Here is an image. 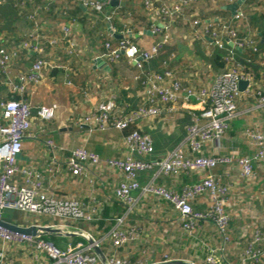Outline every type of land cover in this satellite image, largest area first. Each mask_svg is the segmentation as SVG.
<instances>
[{"label": "crops", "instance_id": "crops-1", "mask_svg": "<svg viewBox=\"0 0 264 264\" xmlns=\"http://www.w3.org/2000/svg\"><path fill=\"white\" fill-rule=\"evenodd\" d=\"M92 1L102 4V10L84 6L78 0L0 1V46L9 52H16L10 66L11 76L18 78L21 73L27 72L37 58L52 65L43 71L42 80L28 85L24 93L25 101L33 107L34 120L31 130L24 137L17 162L20 167L32 166L43 175L45 192L79 199L92 215L90 220L75 222L6 209L3 220L22 226L61 227L64 224L68 229L66 232L77 230L96 236L104 254L129 259L133 264H156L165 259L171 261L170 258L204 264L211 252L221 259L222 264H264V260L255 263L245 259L244 255L256 231L264 229V162L256 159H253L255 175L249 180L241 176L237 164L220 165L211 171L162 176L158 180L168 188L181 191L185 185L202 179L209 172L220 176L222 182L231 187L226 205L231 215L229 242H224L212 221L199 223L195 232L185 231L169 202L143 192L151 171L140 174L142 187L133 192L140 201L134 213L127 215L120 224L125 231L137 230L135 240L115 247L112 239L107 237L124 216L125 207L116 198L115 189L124 180L125 174L110 168L106 160L127 156L144 160L164 158L187 136L190 114L199 112L195 100L177 105L173 110H164L159 115L137 116L127 129L113 124L101 129L79 122L81 118L92 115L101 102L112 96L116 97L119 113V109L128 112L141 107L146 101V87L151 81L149 75H165L166 71H170L173 79L185 85L212 86L223 69L215 61L216 53L222 54L223 59L227 55L233 56L245 67V72L251 74L252 84L264 89V0H244L236 10L228 8L235 2L225 3L222 0H154L153 7L156 9L162 5H181V13L166 20L155 17L154 10H148L147 0H119L115 5L111 0ZM239 10L243 12L240 18L237 17ZM247 10L251 12L249 17L246 16ZM66 25H71L70 38L76 42V51L71 54L66 51L65 41L58 46H51L47 41L51 36H62ZM207 25L216 30L219 26H229L236 30L240 40L252 39L254 44L239 46L227 36L223 40L225 47L219 48L211 36L203 33ZM36 26L43 33L44 40L39 41L43 50L39 54H31L22 48V40ZM155 28H159L160 32H154ZM124 36H129L142 49H150L157 43L161 44V48L141 69L124 54L116 59L107 55L106 44L117 45ZM166 36L168 39H165ZM98 58L104 63L100 65ZM173 79L163 83L167 85ZM11 93L5 79L0 77V101L10 100ZM54 102L59 104L54 119L44 121L37 117L38 106ZM253 104L254 99L248 95L238 101L240 114L222 139L205 145V155L236 152L240 156L254 158L256 149L245 136V131L256 129L264 134V110L254 109ZM157 105L168 107L163 102ZM0 122L7 123L1 108ZM133 130L152 137L155 147L152 155H140L129 145L127 136ZM48 140L54 142L58 157L52 170V151L46 144ZM79 147L98 154L103 160L101 165L91 166L80 175L73 174L67 162L71 152ZM26 179L23 174L13 177L19 185H25ZM192 204L195 209L205 212L209 209L210 198L197 196ZM17 212L23 213V216H16ZM52 219L72 223H51ZM158 223L169 227L170 231L165 238L156 240L154 229ZM159 230L156 228V233ZM52 235L65 237L60 242H66L72 249L88 242L81 235ZM79 237L86 242L77 240ZM2 248L12 264H51L48 257L40 255L36 259L35 254L21 244L0 242Z\"/></svg>", "mask_w": 264, "mask_h": 264}, {"label": "built area", "instance_id": "built-area-1", "mask_svg": "<svg viewBox=\"0 0 264 264\" xmlns=\"http://www.w3.org/2000/svg\"><path fill=\"white\" fill-rule=\"evenodd\" d=\"M24 1L26 2V0H21L23 3ZM78 1L84 6H95L98 11L102 10V4L100 3L92 0ZM222 1L233 3L238 0ZM153 4L154 0H147L148 10H154V16L157 18L172 19L181 13L180 4L162 5L158 9L154 8ZM242 16L243 12L239 10L237 17ZM198 22L199 20L196 21V23ZM212 28L209 25L205 26L203 33L211 36L214 44L219 48L225 47L223 40L227 36L239 46H244L246 43L251 46L254 44L252 39L246 40L244 38L240 40L236 30L229 26H219L218 30ZM154 32H160L159 28H155ZM70 35L71 25H66L63 28L62 36H51L47 41L51 46H58L61 41H65L66 51L71 54L76 51V42L70 38ZM165 39H168V36ZM1 40L2 37L0 36ZM41 40H44L43 33H41L40 27L36 26L22 40V48L30 51L31 54H39L43 50L42 45L39 44ZM106 46L108 48L107 55L110 58L116 59L124 54L130 62L141 69L154 58L161 48V44L157 43L150 49H142L129 36H124L117 45L107 43ZM253 48L255 51L258 50L256 46ZM15 55L16 52H9L0 46V71L4 74L5 84L11 92L22 94L26 91L28 85L39 83L43 78V71L52 67V65L37 58L27 72L21 73L18 78H13L10 66ZM225 61L226 68L217 76L216 81L210 87L185 85L181 81L173 79V74L170 71H166L165 75H149L151 81L146 87V101L141 107L128 112L119 109L121 112L119 113L116 97L112 96L107 101L101 102L92 115L79 120L81 124L94 125L101 129L109 124L118 126L120 129H127L135 122L137 116L159 115L164 110H173L175 106L193 100L199 106V112L191 113V122L188 125L185 139L164 158L144 160L141 157L127 156L106 160L105 163L110 168L120 170L125 174L124 180L115 189L116 198L124 204V216L119 219L118 225L107 235L108 238L112 239L115 247L129 243L135 240L137 236L135 228L131 231H125L120 227V224L124 222L127 215L134 213L140 200L133 195V192L142 187L139 179L140 174L148 171L152 173L147 184L143 187V192L169 202L177 212L178 220L185 231L195 232L201 220H212L224 242L230 241L229 224L231 215L227 212L226 205L231 187L229 184H224L220 176L209 172L202 179L185 185L181 191L168 188L158 182L162 176H178L211 171L220 165L233 164H237L240 167L241 176L249 180L255 175L253 159L264 162V134L256 129L245 131V136L256 149L254 158L240 156L236 152L229 154L216 153L214 155L203 153L207 143L222 139L229 131L233 120L240 114L238 101L243 96L248 95L254 99L252 105L254 109L264 110V89L252 84L251 74L244 72L242 64L235 60L233 56L227 55ZM167 79H173V81L166 85L163 81ZM241 81L248 82L243 90L240 86ZM159 102L168 104V107L161 108L157 105ZM0 108L7 120L6 124L0 122V220H3V213L6 209L28 211L38 215H48L53 218L69 219L75 222L92 219V215L87 212L81 200L58 197L45 192L43 175L32 166H19L17 157L22 152L24 137L33 126V107L23 99H10L0 101ZM58 109L59 104L57 102L50 105H40L37 108V117L44 121L52 120L55 118ZM127 142L140 155H152L155 152L152 137L139 130H133L127 136ZM46 144L52 151V170L58 162L55 152L56 146L52 140H48ZM102 161L98 154L90 152L84 147H79L71 152L67 164L73 174L80 175L85 173L91 166L101 165ZM17 174L26 176L25 185H19L13 181V177ZM197 196H208L210 198L207 211L202 212L194 208L192 203ZM57 228L68 230L66 225ZM0 242L2 244L16 243L24 245L31 254H35L36 259L40 255H45L51 260V264H133L129 259L113 254H105V263H103L90 244L85 248L79 246L71 249L72 251H65L42 235H26L2 226H0ZM222 250L224 251V249H221L223 254ZM244 255L245 259L255 263H261L264 260V229L256 231L254 239L245 249ZM168 261L165 260L164 262ZM0 264H12V260L8 258L3 248L0 249ZM204 264H222V262L214 252H211L206 257Z\"/></svg>", "mask_w": 264, "mask_h": 264}, {"label": "water", "instance_id": "water-1", "mask_svg": "<svg viewBox=\"0 0 264 264\" xmlns=\"http://www.w3.org/2000/svg\"><path fill=\"white\" fill-rule=\"evenodd\" d=\"M243 1L244 0H238L235 3L231 4L230 6H228V8L231 10H236L243 3ZM111 3L114 5L118 4L119 0H111ZM263 35H264V33H263ZM97 62L100 65L104 63L101 58H98ZM247 83H248L247 81H241L240 82V86H241L242 90L246 87ZM0 226L5 227V228L12 230L14 232H19L22 234L33 235V236L50 235V234H62V235H66V236L81 235L87 239L88 243L93 246V249H94L95 253L98 255V257L100 258V260L103 263H105V254L101 250V248L99 247L97 241L93 237H91L90 235L86 234L83 231L66 232L65 230H63L61 228H57V227H53V226H37V225L22 226V225H18V224L12 223V222H8L6 220H0ZM173 262H176L177 264H194L192 262H187L184 260H176ZM162 264H170V263L164 262Z\"/></svg>", "mask_w": 264, "mask_h": 264}, {"label": "trees", "instance_id": "trees-1", "mask_svg": "<svg viewBox=\"0 0 264 264\" xmlns=\"http://www.w3.org/2000/svg\"><path fill=\"white\" fill-rule=\"evenodd\" d=\"M247 1V0H246ZM248 1H252V0H248ZM246 16H248L249 17V14H251V12H250V10H247V12H246ZM81 19H83L84 20V22L86 23V20L82 17ZM215 61H217L219 64H220V66L223 68L222 69V71L226 68V61H225V59H223V56H222V54H220V53H216V57H215ZM245 67L243 68V71L245 72ZM221 71V72H222ZM220 72V73H221ZM0 77H1V79H5V76H4V74H2V72L0 71ZM4 81V80H3ZM25 93V92H24ZM24 93H22V94H17V93H14V92H12L11 94L13 95L12 97H10L9 99H18V100H25V98H24ZM166 106L168 105V104H165ZM190 122H191V114H190ZM228 196H229V194H228ZM228 196H227V198H228ZM205 221H212V220H201L199 223H202V222H205ZM231 221V220H230ZM213 222V224L215 225V227L217 228V226H216V224L214 223V221H212ZM230 225V224H229ZM230 227V226H229ZM218 229V228H217ZM230 234V233H229ZM45 239H47V240H50V241H52L53 243H55L56 241V238L59 240V243H60V241L62 240V239H64L65 237H62V236H55V235H50V236H48V235H46V236H43ZM77 240H82V241H84V242H86V240L84 239V238H82V237H79ZM55 241V242H54ZM56 244V243H55ZM57 245V244H56ZM58 246V245H57ZM101 246H102V244H101Z\"/></svg>", "mask_w": 264, "mask_h": 264}, {"label": "rangeland", "instance_id": "rangeland-1", "mask_svg": "<svg viewBox=\"0 0 264 264\" xmlns=\"http://www.w3.org/2000/svg\"><path fill=\"white\" fill-rule=\"evenodd\" d=\"M23 216V213H19V212H17L16 213V216ZM57 222H59V223H65V224H70V223H72V222H70V223H68V222H65V221H61V220H54V219H52V221H51V223H57ZM58 223V224H59ZM64 225V224H63ZM157 227V229L159 228L160 230H159V232H157L156 233V228L154 229V233H155V236H156V240H158L160 237L162 238V237H164L165 238V234L167 233V232H169L170 231V228L169 227H162L163 225L162 224H157L156 225ZM167 229V230H166ZM168 234V233H167ZM50 235H52V234H50ZM50 235H48V236H50ZM55 236H57V235H55ZM93 237V236H92ZM97 242L99 241V238H97L96 236H94L93 237ZM56 241V242H55ZM54 242L61 248V249H63V250H65V251H72L71 249V246L70 245H67V243L65 242V243H59V240L56 238V240H55ZM89 245V243L87 242V243H83L82 245H80V246H83V247H80V248H85V247H87ZM98 245H99V242H98ZM99 247H100V245H99ZM79 248V249H80ZM94 250V249H93ZM165 260H167V259H165ZM170 260L171 261H168L170 264H177L176 262H173L174 260H175V258H174V260L173 259H171L170 258ZM184 261H187V262H193V261H190V260H185V259H183ZM176 261V260H175ZM194 263V262H193Z\"/></svg>", "mask_w": 264, "mask_h": 264}]
</instances>
